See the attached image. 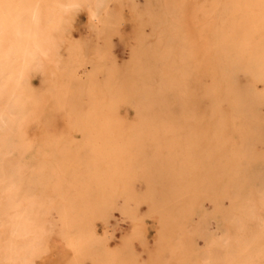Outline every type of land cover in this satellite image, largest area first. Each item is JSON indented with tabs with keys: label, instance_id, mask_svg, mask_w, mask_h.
I'll return each mask as SVG.
<instances>
[{
	"label": "rangeland",
	"instance_id": "obj_1",
	"mask_svg": "<svg viewBox=\"0 0 264 264\" xmlns=\"http://www.w3.org/2000/svg\"><path fill=\"white\" fill-rule=\"evenodd\" d=\"M225 1L107 0L96 21L74 20L64 31L78 51L62 42L38 63L25 42L26 60L8 72L28 76L34 104L20 129H0V142L14 143L0 165L18 166L0 182V195L22 193L16 206L53 209L28 227L48 250L31 264H264V252L248 253L264 240V92L255 113L236 109L253 70L237 64L234 89L219 51L207 52L214 18L235 7ZM46 3L32 0L31 9ZM180 22L197 26L181 34L195 44L189 63L197 64L181 96L164 89L179 77L166 45L175 49ZM62 69L85 91L55 97ZM29 175L36 180L19 179ZM61 176L85 183L89 201L76 208L91 221H63L58 193L73 188ZM99 207L111 208V225L99 219Z\"/></svg>",
	"mask_w": 264,
	"mask_h": 264
},
{
	"label": "bare ground",
	"instance_id": "obj_2",
	"mask_svg": "<svg viewBox=\"0 0 264 264\" xmlns=\"http://www.w3.org/2000/svg\"><path fill=\"white\" fill-rule=\"evenodd\" d=\"M31 1L32 0H0V99L7 100L6 104L0 105L2 108L0 111V129L3 131L13 130L15 125L20 129L19 125H23L27 122L26 114L34 104L33 95L26 93L24 87V82L27 80L28 76H14L12 74L10 75V72H8L9 66L12 64L20 65V62L26 60L24 54L25 42H31L32 57L36 62L45 60L47 58L46 52L62 42H64L67 49L78 51L79 43L69 35L70 31L66 33L64 31L69 30V27L70 25H73L74 20L84 22L85 20L89 22L96 21L100 12H106L105 4L107 0H60L61 2H59V0H45L48 2L46 5L42 4V6L37 7L35 5L33 10L31 9ZM225 2L235 4V7L230 9L222 8V12L218 17H213L215 21H213L211 26V42L207 52L219 51L220 59L218 65L221 70H223L224 74L229 77V83L234 89H237V84L232 78L236 65L239 64L242 68L245 67L246 69L253 70L250 90L247 91V94L238 97L239 100L234 107L236 109H246L249 113H255L257 111V103L261 101L259 95L260 88H262L264 92V0H226ZM213 3L220 4L223 2L222 0H213ZM59 5H62L64 9H61ZM184 5L187 6L188 4L185 3ZM74 6L82 8L78 12L68 10ZM186 6H184L182 10L187 11V8H185ZM148 8L149 7H147V9ZM123 12L125 13V10ZM125 14H127V12ZM43 18L45 19V24L42 29L39 21ZM172 22L174 23V21ZM178 24L180 29L179 31H175L179 33L177 44L175 49H171V46H168L167 44L166 55H169L170 60L177 63L179 77L174 81L167 79L164 83V89L165 91L176 92L181 96V94L185 92L186 81L191 78L195 79V76L192 73H194V70L197 67V64H193L194 62L189 63L196 46L192 40H189L188 37L181 34L184 31L187 32L191 27L194 28L197 26L194 22L191 27L181 26V22ZM192 30H190V32ZM201 30H203V28L199 27V32ZM172 33L173 32H169V34ZM61 37H65V39H62ZM156 38L158 39V37ZM197 38L199 39V37ZM199 52L201 53V51ZM193 57L195 56H192V58ZM55 60L57 65L62 66L58 59ZM36 71H38L37 68ZM48 71L49 70L46 72ZM34 77L35 75H33L31 79L33 84H35ZM53 81L55 97H59L60 94H76L85 91L81 89L80 82L69 80L67 78V71L63 69ZM10 82L14 85L12 86L13 88L11 92H9L10 89L6 88V85ZM72 84H74V86ZM107 91L112 90L108 88ZM23 95H25L24 98ZM227 99H234L231 92L228 93ZM20 142H22L21 138ZM13 146L14 143L10 140L5 141L3 139L0 142V162L3 160L7 162L8 159H6L5 155L12 151L11 148ZM16 167L18 166L13 167V169L9 171L5 170V168L0 165V182L9 181L11 179V173L16 170ZM19 179L36 180V175H29L27 178L25 176H19ZM60 179L70 184L73 188L72 190L61 191L58 193L59 202L57 203V206L59 210L64 213L62 215L64 217L63 221L89 222L91 215L88 216V214L84 212L85 208H76L77 205H80L81 203L87 204L89 201V198L84 192H82L85 183L79 181L78 178L71 179L67 176H61ZM16 195L17 197H13V194L10 192H2L0 195V204H2L0 205V243H3L1 245L2 249L0 248V264H31L40 254H42V252L48 251L37 246L39 243L38 239L30 234L28 227L30 224L33 225L37 218L39 219L44 215L53 213V209H25L16 206L15 203L20 202L19 200L23 194L16 193ZM103 199H106V197L102 198V200ZM98 204L102 205V203ZM109 207H99L98 215L99 219L100 216H104L106 223L111 225L109 220L111 217V208ZM77 210H81V214L79 215L81 217L79 218H77ZM91 218L90 221L93 219ZM11 242H21L24 244L17 248L15 245L11 244ZM262 252H264V240L260 239V241H258L254 248L248 253L261 254ZM243 253L244 251L242 249L235 260L243 262ZM228 264L232 263L228 262Z\"/></svg>",
	"mask_w": 264,
	"mask_h": 264
}]
</instances>
